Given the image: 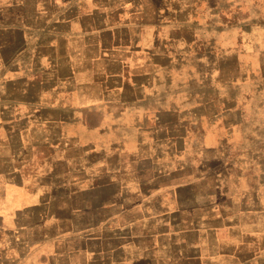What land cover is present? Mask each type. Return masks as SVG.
<instances>
[{
	"label": "crops",
	"instance_id": "0c3cea01",
	"mask_svg": "<svg viewBox=\"0 0 264 264\" xmlns=\"http://www.w3.org/2000/svg\"><path fill=\"white\" fill-rule=\"evenodd\" d=\"M263 87L264 4L0 0V264H264Z\"/></svg>",
	"mask_w": 264,
	"mask_h": 264
},
{
	"label": "rangeland",
	"instance_id": "374dc122",
	"mask_svg": "<svg viewBox=\"0 0 264 264\" xmlns=\"http://www.w3.org/2000/svg\"><path fill=\"white\" fill-rule=\"evenodd\" d=\"M242 1V5H249V6H253V7H259L261 6L262 4H264V0H241ZM231 2V1H230ZM229 2V3H230ZM228 46V45H225V47ZM214 48H217L216 46ZM256 47H253V46H249V47H244L242 46L241 47V52H242V56H243V59H244V65L246 64H250L252 65L253 61H254V58H255V53H256ZM214 65L215 62H214ZM188 80V79H186ZM262 92L261 93V96H258V98H260L259 100L264 102V87L262 88ZM245 93H247V87H242V90H241V99L242 100H247L246 97L244 96Z\"/></svg>",
	"mask_w": 264,
	"mask_h": 264
}]
</instances>
